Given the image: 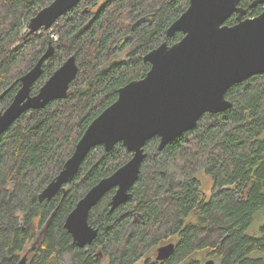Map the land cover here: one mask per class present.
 <instances>
[{
    "label": "trees",
    "instance_id": "trees-1",
    "mask_svg": "<svg viewBox=\"0 0 264 264\" xmlns=\"http://www.w3.org/2000/svg\"><path fill=\"white\" fill-rule=\"evenodd\" d=\"M52 0H0V111L12 101L20 77L53 47L31 87L35 94L70 55L78 72L67 96L28 110L0 134V264H264V73L226 91L232 106L205 113L197 124L158 149L145 146L129 199L110 209L112 188L91 208L98 229L79 248L64 227L78 200L131 157L118 142L92 147L74 179L50 199H38L59 173L91 121L113 103L120 87L150 68L143 56L162 42L189 0H82L49 29L29 34L30 18ZM241 0L244 17L263 3ZM237 22L232 14L225 23ZM208 176L206 193L198 178ZM252 233H250V232ZM173 242L172 254L155 260L158 246ZM28 259V258H27Z\"/></svg>",
    "mask_w": 264,
    "mask_h": 264
},
{
    "label": "water",
    "instance_id": "water-1",
    "mask_svg": "<svg viewBox=\"0 0 264 264\" xmlns=\"http://www.w3.org/2000/svg\"><path fill=\"white\" fill-rule=\"evenodd\" d=\"M82 0H52L29 20V34L49 29L54 22ZM241 0H189L188 7L168 27L166 34L181 32L172 44L165 41L148 51L143 59L150 64L147 73L118 90L116 100L98 114L77 141L59 173L42 189L38 199H50L70 183L88 153L103 145L110 150L121 142L131 157L110 175L100 179L67 215L64 227L79 248L92 243L98 229L88 222L91 208L115 188L110 209L126 202L130 188L138 179L146 153V142L159 137L158 149L192 129L205 113L229 109L232 102L226 91L252 75L264 73V6L260 14L244 17ZM264 0H253L249 7ZM236 14L237 22L225 21ZM53 47L20 77V87L10 104L0 111V134L28 110L43 108L67 96L78 72L74 55L67 57L35 93L31 87L42 72L43 62ZM175 244L168 242L155 250V260L168 258ZM16 264H31L23 255ZM205 264H214L207 259Z\"/></svg>",
    "mask_w": 264,
    "mask_h": 264
},
{
    "label": "rangeland",
    "instance_id": "rangeland-1",
    "mask_svg": "<svg viewBox=\"0 0 264 264\" xmlns=\"http://www.w3.org/2000/svg\"><path fill=\"white\" fill-rule=\"evenodd\" d=\"M198 178L200 179L201 183H202V188L205 190L206 193H209L210 192V189H211V184H212V181L211 179L206 176L204 173L202 172H199L197 174ZM264 222V211L260 212L256 217H255V220H254V223L251 227V231L252 232H255L256 229L258 230V227L261 223ZM258 226V227H257ZM250 232V231H249ZM250 232V233H252ZM26 255V254H24ZM152 255L154 256L155 254L152 253ZM27 258L29 260V257L27 255ZM210 259V257L208 258ZM212 259V258H211ZM146 260V257L145 258H142L139 262H137L136 264H143V262Z\"/></svg>",
    "mask_w": 264,
    "mask_h": 264
},
{
    "label": "flooded vegetation",
    "instance_id": "flooded-vegetation-1",
    "mask_svg": "<svg viewBox=\"0 0 264 264\" xmlns=\"http://www.w3.org/2000/svg\"><path fill=\"white\" fill-rule=\"evenodd\" d=\"M234 14V13H233Z\"/></svg>",
    "mask_w": 264,
    "mask_h": 264
}]
</instances>
